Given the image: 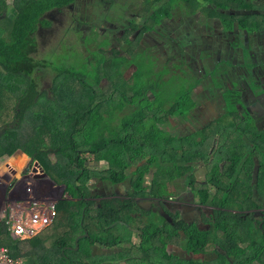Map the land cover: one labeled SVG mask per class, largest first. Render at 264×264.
Instances as JSON below:
<instances>
[{
  "label": "trees",
  "instance_id": "1",
  "mask_svg": "<svg viewBox=\"0 0 264 264\" xmlns=\"http://www.w3.org/2000/svg\"><path fill=\"white\" fill-rule=\"evenodd\" d=\"M73 3L74 0H14L13 6L8 8L0 1V159L22 151L34 162H38L46 175L56 183L64 185L67 196L56 204L57 216L54 222L32 239L12 238L6 221H0V247H8L13 257L31 258L33 264H112L100 258L114 259L115 254L93 258L90 256L89 245L99 243L114 250L123 242H128L132 232L127 226L134 225L139 219L136 212L143 210L135 201L90 199L92 191L88 184L98 179L121 183L130 177L133 194L145 197L152 194L148 193L143 185L149 163H155L159 157L164 159L160 162L157 173H154V189L159 190L158 193H164L169 177L177 170L183 169L178 165V154H175L178 147L173 148L172 154L176 166H170L168 169L165 164L168 163L170 136L161 132L160 125L168 118V115H164L168 114L165 104L168 100L163 99L164 94L169 98L168 88L162 89L159 86H147L137 82V79L149 78L141 74L149 63L142 60L140 65L139 57H134L133 47L127 51L131 58L126 57L127 66L123 70H114L117 60L112 64L104 62L96 66L97 75L92 84L84 76L72 74L68 70L58 76V81L53 70L49 89H40L42 77L37 78L35 73L39 68L49 67L50 62L38 61L36 57L39 52L38 32L41 28L51 26V21L46 18L47 13L65 9ZM162 11H166V7ZM160 13L165 17V13ZM4 14L6 15L3 17ZM83 40H78V43L81 44ZM101 51L106 53L107 50ZM109 51L115 54L114 57H118L119 52L116 49ZM133 64L137 65V73L134 72L131 76V87L135 92V95L131 96V90L126 89L123 71ZM108 68L117 72L118 78L123 82L108 87V105L103 106L96 95L101 98V80L114 77L108 74ZM175 90L173 95L179 98L177 104H173V110L181 114L187 111L182 109V103L184 102V107L187 108L186 103L192 102V99L182 89ZM149 91L155 96L153 101L158 102L160 106L156 108V129L148 134H130L141 120L140 111L148 107L149 100L141 98ZM118 92L120 98L115 106H111L109 101L114 99L110 96ZM234 96L237 98L229 100L230 107L241 101L240 94L232 93L233 98ZM138 103L140 109L124 119L120 118L118 122L109 119L111 114L116 116V113ZM102 109L106 111L103 112ZM252 127L254 132H248V135L256 144L251 147L239 144L243 138L236 134L237 142L234 148L237 150L233 155L236 158L230 176L238 174L239 180L234 191L230 194L218 193L215 196L199 193L201 205L222 208L213 211L209 216L202 212L198 227L187 225L181 214H170L171 219L164 221L160 226L145 224L148 230L142 235L143 244L131 255L150 259L151 264H264L263 217L254 220L258 221L255 224L253 220L248 219L247 212L250 207L260 208L264 205V172L258 170L264 167V152L257 150V146L264 145V134H260L254 125ZM118 128L120 131H117ZM171 139L177 140L173 137ZM138 140H153L154 147L141 148L138 156L134 155L131 149ZM225 142L223 136L222 143ZM246 147H249V150ZM251 149L254 153L250 154L247 162L241 166L245 154ZM218 155L224 154L221 152ZM255 155L259 157L258 166L253 159ZM16 156L20 158L19 154ZM147 156L151 157L149 163L135 166L133 159L138 157L142 162ZM91 159L95 166L87 165L86 161ZM24 160L25 156L21 161ZM21 161L19 160V163ZM256 187L262 197L256 196ZM96 190L94 188L93 191ZM235 208L243 213H238ZM57 221L60 224L57 239L50 240L48 233L41 237L42 233L51 229ZM203 223L204 229L201 228ZM76 240H79L78 251L73 249ZM243 243L249 244L248 247L244 248ZM167 245L168 249L183 245L190 258H181L166 251ZM85 247H88V251ZM219 248L222 250L219 251ZM210 255L213 257L207 258ZM156 257L160 259L154 260Z\"/></svg>",
  "mask_w": 264,
  "mask_h": 264
},
{
  "label": "flooded vegetation",
  "instance_id": "2",
  "mask_svg": "<svg viewBox=\"0 0 264 264\" xmlns=\"http://www.w3.org/2000/svg\"><path fill=\"white\" fill-rule=\"evenodd\" d=\"M78 2L79 0H74V3L69 7L55 11V13L60 16L66 15L62 13L67 9L75 11L70 15V26H72L73 35L77 38V40L87 39V37L93 38L96 34L97 40L100 36L104 39L106 38L105 40H108V49L114 48L111 47L114 44V41L121 46L120 48H116L117 51L121 50L127 52L131 47H133L134 57H139L138 61H140L138 63L140 65L143 63L142 60L149 63L146 65H156L162 57L164 59H161L164 61H162L161 66L167 70V73L162 75L163 78H168V73L171 74V69L169 65L167 66L165 60L168 59V62L172 61L175 63V61H178L177 57H184L183 49L185 46H192L195 49V54L198 51L196 40H198L200 36H204V33L207 31L218 33L219 40L221 34L230 32L233 39L232 41H234L231 45V49L236 56L241 54L238 57L240 64L246 66L252 62L255 65L259 58V53L257 51L260 50L259 43L262 42V36H264V21L262 20V18H264V0H83L82 9L77 7ZM165 7L166 11H162ZM167 8H169V11H167ZM52 12L54 11L47 13L46 18H48L47 15ZM160 12L163 14L165 13V17H162ZM251 17H257L256 19L260 21L257 23L256 27L250 26L249 21L251 20ZM205 19L209 21L213 20L211 23H208V26H205L207 27V30L204 29V27L201 28L200 25V22L205 21ZM100 29L105 30V33ZM191 30L196 35L192 41H190L187 36L188 32ZM256 31H258L259 34ZM124 39H130L132 43L129 44L126 40L124 41ZM211 55L206 53L204 55L205 57L202 56V60L204 62L210 63L208 65H211V62L213 61H211V58L213 57H211ZM215 58L216 57H214V59ZM186 62L187 59L182 62L180 60L179 65L176 64L177 67L180 68L178 72L182 74L187 73L185 69H183L184 71L181 69L182 65H186ZM177 76L178 77H176V79L172 82L178 83L175 84V86L176 88H180L181 86L179 85V82L181 77L179 74H177ZM169 79L170 77L168 80ZM260 83L261 82L259 81L255 82L257 85H260ZM108 87L102 88L100 84L99 88L102 93L101 98L98 94L96 95L97 99L105 105H108L106 99L110 95ZM232 93H234V91L228 92L226 96H224L227 104L229 105V109H227V113L219 120H215L209 125L203 126L201 130L195 132L193 135L175 137L170 135L168 131V136H170L168 137V163L165 164L168 166V169L170 166H176L173 162L174 160L172 154L173 148L178 147V150L176 149L178 152L175 151V154H178V165H181L180 168L183 169L179 168L180 170H177L169 177L167 185L164 188V193H158L159 190L154 189L153 183V179L155 177L154 173H157V168L160 162L164 160L162 157H159L153 164L149 163L151 159L150 156L143 158L142 162L138 160V157L135 159L132 158L135 166L137 167H140L141 163H149V169L144 176L143 185L147 188L148 193L152 194H148L145 197L133 194L134 189H132L130 177L121 183H113L109 180H97L98 186L101 185L100 190L102 191L99 192L97 188L96 192L93 193L90 199L98 201H114L116 199L127 200L130 202L135 201L138 203L139 208L143 211H137L136 217L139 218L138 221L132 226H127V228H129L132 232V236L129 238L128 242H123L120 247L114 250L109 249L106 246H102L99 243H92L89 245L91 257L97 258L115 254L114 256L116 258L114 259H100L111 262L112 264H151L150 259L131 255L132 252L134 253L143 244L142 235L148 230L145 224L160 226L164 221H169L171 219L170 214H181L187 225L191 227H198L202 212L209 216L213 213V211L222 208L221 206L211 207L201 205L199 201V193H207L214 196L223 192L225 194H227V192L228 194L232 193L239 180L238 174L236 176H230L234 168L232 165L235 163L234 159L236 158V156H233L236 154L237 150L234 148L237 142L236 134L243 138V141L239 144H247L250 147L256 144L248 135V132H254L252 126V129L244 128L242 130H232L227 124L233 118V115L229 114L231 112L229 100L237 98V96H234L233 98ZM239 94L242 96V93ZM147 95L151 98L154 96L149 91V93L144 95L141 99L145 100V96ZM118 99L119 98H117V100ZM147 100H149V98ZM139 104L140 103L130 106V108L133 109L131 113L140 109ZM165 104L168 114L164 115H168L169 120L171 118H175L176 116H181L176 115L171 102H166ZM189 104V102L186 103V109H188V111L181 112V114H187L189 112V108H191L190 110L194 109V107L192 105L189 106ZM102 111L105 112L106 110L102 109ZM140 112L141 120L130 132V134H134L136 132L141 134L152 133L157 126L156 108L145 107V109ZM120 113H116V116L111 114L109 119L113 120L112 118L115 117L114 121L118 122V119H120L118 118V114ZM248 118L250 119V117ZM169 123L170 122H168V124ZM163 124H161L160 127H162ZM255 128L258 132H260V134H264V130L257 127ZM117 131H120V129L118 128ZM223 136L226 139L225 144L222 143ZM171 137L177 138V140L173 141ZM144 141L138 140L135 142V145L131 149L132 154L138 156V151L141 148L145 149L154 147V142H152L153 140H146L148 142ZM205 141L206 144H204ZM206 145L209 146L206 148L204 147ZM257 147V150L264 152V145ZM246 148L249 150V147ZM180 151H182V155H180ZM194 151L198 152L192 153ZM221 152L224 155H218V153ZM252 153H254L252 149L247 151L241 166L247 162L248 157ZM253 159L256 162V166L260 165L259 157L257 155H255ZM30 165L28 164V166ZM38 165L39 168L42 169L39 163ZM258 170L259 172H264V167H260ZM148 179H151L152 188L147 187L146 182ZM109 184L116 186L119 185L122 188L120 190H112L108 186ZM180 184L186 185L187 188L185 189V192H187V195L193 193L195 197L192 201L196 199L197 201L186 202L183 206L175 204L177 196H184V194L180 191V187L175 188V185ZM256 191L259 196L262 195L260 194L258 187H256ZM108 192L112 194H120L103 196ZM262 198L264 204V197ZM133 208L136 209L134 206ZM235 209L238 213H243L242 210L237 208ZM247 212L248 219L254 221L260 220L263 217L264 222V205L260 208L255 206L250 207ZM131 214L134 215L133 213ZM257 223L258 221L255 222V224ZM189 226H187V228H190ZM204 226L205 225L203 223L201 228L204 229ZM209 229L210 226L208 230ZM86 236H88V233H86ZM80 238H82V236H80ZM248 245L249 244H242L244 248L248 247ZM85 250L88 251V247H85ZM220 250H222V248H219V251ZM166 251L177 254L181 258H190V256H187V251L183 248V245L169 247V249L167 245ZM210 257H213V255H210L207 258ZM159 259L160 257H156L154 260Z\"/></svg>",
  "mask_w": 264,
  "mask_h": 264
},
{
  "label": "rangeland",
  "instance_id": "3",
  "mask_svg": "<svg viewBox=\"0 0 264 264\" xmlns=\"http://www.w3.org/2000/svg\"><path fill=\"white\" fill-rule=\"evenodd\" d=\"M82 4H83V0H79L77 7L82 9ZM74 12H75L74 10L67 9L66 11L62 13L66 15H61V16L55 13V11L50 13L49 15H47V17H48V20L51 21V26L49 28H41L38 32L37 39L39 43V52H38V55H36V57L39 59L38 61L50 62L49 67L39 68L35 73L37 78L42 77V82L40 85L41 90H48L49 87L51 86V83H52L51 74L53 70L57 75L58 81H60V77L58 76H60V74L63 71L68 70L72 74L76 73L79 76H84L86 80H89V82L92 84L95 81V76L97 75L96 66H99L104 62H107V64H112L113 62L117 60L116 59L117 56L114 57L115 54H111V51H109L110 49H108V41H106L105 40L106 38L104 39L102 36H100L99 39L97 40V35L95 34L93 38L87 37L86 40L82 39L83 41L81 42V44L78 43L77 38L73 35L72 26H70L71 25L70 15ZM256 18L257 17H251V20L249 21V24L251 27H256L257 23L260 22ZM262 20L264 21V18H262ZM3 25L6 26L5 24ZM101 31L105 33V30H101ZM125 40L129 44L132 43L130 39H124V41ZM111 47H114L116 49L117 47L120 48L121 46L118 45L114 41V44ZM101 50H104V51L107 50V51L106 53H104ZM118 52L121 57L124 53H126L125 51H121V50H119ZM127 56L128 58H131L130 53H128ZM161 58L157 63L158 65L157 64L156 65H146L147 68L144 69L145 72L141 71V74L144 76H148L149 78L146 80L137 79V82L141 84H146L147 86L148 85H153L155 87L159 86V88H162V89L168 88L169 86L170 89L174 90L176 89V87H174L175 84H178V83H173L172 81L176 79V77H170L169 80L168 78L162 77L164 73H167V70L161 66L162 61H164L162 60L164 58L162 59ZM165 63L168 66V59L165 60ZM123 66H127V64L125 65V64L116 62L113 68L114 70L115 69L123 70ZM114 70L108 68V74H111L114 76L113 78L111 77L110 79L109 77L107 78L110 87L114 83H117L118 81H120V79L118 78L116 74L117 72H114ZM146 71L148 73H146ZM136 73H137V70H136ZM129 77H130L129 75L128 76L125 75V78H129ZM183 81H184L183 84H180L179 82V85L181 86L180 89L183 90V87H184V91L189 94V88H191V86L186 84L188 82L186 78H184ZM101 87L102 88L108 87L107 81L105 79L101 81ZM234 93L235 94L241 93L238 90V87L236 88ZM119 95L120 93L118 92L117 94H113L112 96H110L112 99H114V100L109 101V104L111 106L116 105L117 98H120ZM174 97H175V100L172 101L171 103L177 104L176 101L179 98V96L174 95ZM164 98L168 100V97L163 95V99ZM241 99H242V96H241ZM104 105L105 104L103 103V106ZM147 105L148 107H152V108H160L159 103L153 100H150L149 102H147ZM184 106H185V103L183 102L182 109H186ZM186 110L188 111V109ZM234 117L235 118L233 120L227 123L231 127L232 130H237L238 127H243L247 123L254 122L255 120L254 117H250V119L249 118L247 119L245 117L246 120L245 119L240 120L238 116H234ZM114 118L112 119L114 120ZM208 146L209 145H206L204 147L207 148ZM196 152L198 151H194L192 153H196ZM18 154L19 153H15L11 156H7V157L0 159V197L2 195H4L5 197V201L0 200L1 207L3 205L2 210L3 209L9 210L10 205L15 207V204L17 202L15 198H17V196L19 195L20 196L18 197V199L20 200L18 201L19 203L23 204L20 206L21 208H26V206H28L26 204L29 201L33 203L29 211H26V212H31V211L34 212L35 210L39 209L37 207L49 206L51 204L56 203V202H53L52 200L56 201L55 198L59 197L58 195L60 192L62 194V196H60L61 199L67 198L65 192H63L64 188L62 187V184L56 183L48 175H47L48 176L47 178L44 177L45 173H43L40 176H34L33 168L35 167L34 166L35 162L32 160L31 161L32 163L31 162L29 163V159H27L26 157H25V160L22 162L21 159L24 158V155L21 156L19 154L20 155V158H19V156L18 157L16 156ZM15 158H19V159L16 160ZM19 160L21 161V163H19ZM91 160L86 161L87 165L90 166L91 164H93L95 166V162L93 163V160L92 161ZM28 164L29 165L31 164V165L28 166ZM39 174H41V172H39ZM146 184L148 188H152L151 179H148ZM88 186L91 188L92 195L94 193L93 191L94 188L96 189L98 188L99 192L102 191L100 190L101 185L98 186V183L96 180H92L91 183L88 184ZM108 186L112 190H116V189L120 190L122 188L119 185L116 186V185L109 184ZM178 187L181 188L180 191L182 192V194H184V196H177L175 204H177L178 206H183L185 205L186 202H190L193 200L195 195L193 193H190L187 195V192H185V189L187 188L186 185H181V184L175 185V188H178ZM44 192H48L49 195L45 197L44 195H42V193ZM117 194H120V193L112 194L108 192L106 195H103V196H111V195H117ZM255 194L256 196H259L257 191L255 192ZM42 201H45V202L41 204ZM59 201H57V203ZM195 201H197V199L192 202H195ZM4 205H6L7 208H5ZM47 233H48V236L49 235L51 236L50 240L52 241L56 240L58 235L60 234L59 222L57 221L56 224L51 229H48L47 231L43 232L41 237H44ZM87 260L88 259L86 258V261Z\"/></svg>",
  "mask_w": 264,
  "mask_h": 264
},
{
  "label": "crops",
  "instance_id": "4",
  "mask_svg": "<svg viewBox=\"0 0 264 264\" xmlns=\"http://www.w3.org/2000/svg\"><path fill=\"white\" fill-rule=\"evenodd\" d=\"M0 1H3L8 8H11L14 2V0ZM5 15L6 14H4L3 17ZM211 21L207 19H205V21L203 22L201 21V28L204 27V29L207 30V27L205 26H208V23H211ZM256 32L258 33V31ZM218 35V33L209 31L205 32L204 36H200L199 39L196 40L198 51L195 54V49L192 46H185V48L183 49L184 57H177L178 61H175V63L172 61L168 62V65L171 69V74H168V78L178 77L177 74H180V83L183 84V79L186 78L188 81L186 84L191 86V88H189V96L192 99V102L189 101V106L192 105L194 109L190 110L191 108H189V112L184 115L176 112V115L181 116H176L175 118H171L170 120L169 118H167L168 120L166 119L167 121L165 120L162 127H160L161 131L166 134V136H168V131L170 135H173L175 137L193 135L195 134V132L201 130L203 126H207L215 120H219L220 118H222L227 113V109H229V105L227 104L224 96H226L228 92L235 91L237 87L238 90L242 93V100L240 97L241 101H239L237 105L230 107L231 112L229 114L233 115V118L231 120L235 118L234 116H238L240 120H246V118L248 119V117H254V122L247 123L243 127H238L237 129H252L251 126L254 125L257 128H261L262 130H264V36H262V42L259 43L260 50L257 51L259 53V58L256 61L255 65L254 63L250 62V65L245 66L239 63L240 61L238 57L241 54H239V56H236L231 49V45L234 41H232L233 39L230 35V32L221 34L220 40L218 39ZM187 36L190 41H192L194 37H196L192 30L188 32ZM206 53H208L209 55L212 54L211 57L213 56L211 58V61L213 60L211 62V65H208L210 63H206L202 60V56H204ZM125 57H127V52L124 53L122 57H117L118 63L125 64ZM214 57H216L217 59H214ZM182 59H187L186 65H182L181 68L182 71H184L183 69L187 71L185 75L178 72L180 68L177 67V65L180 64V60L181 62L183 61ZM124 67L125 66H123V68ZM136 70L137 65L133 64L129 69L123 71L126 89L131 90V96L135 95V92L131 87V84H133L131 82V76L134 74V72H136ZM125 75H129L130 77L126 79ZM106 81L108 82L107 79ZM256 81L261 82L260 85L255 84ZM122 82L123 80L118 81L116 84ZM182 91H184V89ZM172 92L176 93V90H172L168 86V102H172L175 100ZM131 96H129V98H131ZM145 98H149V100H152L155 98V96H152L151 98L147 95L145 96ZM132 111V108L127 107L126 110L118 114V118L124 119ZM168 122L170 123L168 124ZM33 175L40 176V174L34 173ZM42 195L47 197V195L49 194L48 192H44L42 193ZM19 196L15 198L17 200L15 207L10 205L9 210L3 209V212V205L2 207L0 205V221L15 217L18 208L26 209L32 206L33 203L29 201L26 204L28 205L26 206V208H21L20 206L23 204L19 203ZM58 196V198H55L56 201H52L57 203V201L61 199V192ZM0 200L5 201L4 195L0 197ZM44 202L45 201H42L41 204ZM4 207L7 208L6 205H4ZM27 259L30 264H33L31 258Z\"/></svg>",
  "mask_w": 264,
  "mask_h": 264
},
{
  "label": "built area",
  "instance_id": "5",
  "mask_svg": "<svg viewBox=\"0 0 264 264\" xmlns=\"http://www.w3.org/2000/svg\"><path fill=\"white\" fill-rule=\"evenodd\" d=\"M56 204L37 207L34 212L29 208L18 209L15 217L7 218L6 225L11 237L19 240H28L39 235L50 226L57 216ZM0 264H30L25 257H13L6 246L0 247Z\"/></svg>",
  "mask_w": 264,
  "mask_h": 264
},
{
  "label": "water",
  "instance_id": "6",
  "mask_svg": "<svg viewBox=\"0 0 264 264\" xmlns=\"http://www.w3.org/2000/svg\"><path fill=\"white\" fill-rule=\"evenodd\" d=\"M15 153H19L20 155H24L27 159H29V162H31L32 161V158L31 157H29L28 155H26L25 153H23L22 151H17V152H15ZM14 153V154H15ZM5 157H7V156H5ZM4 158V157H3ZM34 168H33V173H36V174H39V172H41V174L40 175H42L43 174V171H42V169H40L39 168V165H38V163L37 162H35L34 163ZM44 177H48L46 174H44ZM62 187L64 188V186L62 185ZM79 249V240H76V246H75V248H74V250H78Z\"/></svg>",
  "mask_w": 264,
  "mask_h": 264
}]
</instances>
